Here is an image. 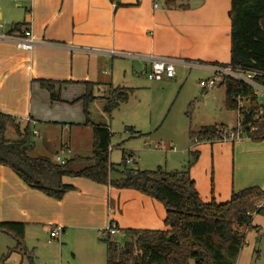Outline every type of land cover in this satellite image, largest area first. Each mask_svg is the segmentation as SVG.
Returning <instances> with one entry per match:
<instances>
[{
	"label": "crops",
	"instance_id": "0c3cea01",
	"mask_svg": "<svg viewBox=\"0 0 264 264\" xmlns=\"http://www.w3.org/2000/svg\"><path fill=\"white\" fill-rule=\"evenodd\" d=\"M17 7L23 10V15L19 13L20 18L15 19L9 14L5 24L12 25L2 33L18 35L30 26L39 44L28 51L18 48L12 41L0 40V111L29 122L36 136H41L37 126L44 129L50 142L55 140H52L54 138L48 131L65 124L62 131L68 128L70 142L61 143V150L73 148L75 157L92 154L89 153L90 148L93 150L89 131L93 134V130L85 125L82 116L76 121H68L56 114V110L69 105H81V101L77 100L87 92L85 82L92 84L94 93L98 90L99 93L95 95H100L110 86H121L116 85L114 80L110 82L108 78H100L96 74L99 59L108 58L113 62L117 57L94 51L113 49L154 54L199 61L209 66L230 62L231 2L229 10L226 4H217L213 0H178L172 6L167 4V0H19ZM2 15L4 18V13ZM18 23L23 24L21 31L11 33L13 26ZM0 28L5 27L0 25ZM118 58L131 62L132 70L135 71L132 62L135 60ZM147 69L148 65L145 64V71ZM145 71L135 72L146 77ZM124 73H127L126 70ZM177 76L162 81L147 78L155 83L153 86L147 84L148 88L161 92L177 84ZM42 79L65 82L61 92L63 101L51 100L49 91L40 84ZM101 87L104 88L101 90ZM67 124L72 126L67 127ZM221 124L234 125L226 122L210 125ZM75 130L87 134V147L73 141ZM131 133L132 137L138 135L133 131ZM250 140L260 141L249 138L234 142L194 141L196 147L188 148L192 155L198 154L195 164L200 158L199 147L209 145L208 148H211V181L199 175V166L194 165L190 171L204 201L208 202L214 196L216 201L226 202L234 191L254 185L264 190V153L256 152L248 156L240 153L242 147L250 144L239 143ZM219 143L232 144L225 148ZM231 150L230 158L224 155L225 152L231 153ZM57 154L59 152L54 157ZM63 158L68 160L72 157ZM134 159V163H137L135 156ZM87 164L80 162L77 166ZM115 175L119 177L117 173ZM63 182L72 185L73 189L62 199H55L29 187L10 167L2 165L0 221L25 223L26 230L43 227L47 231L49 228L50 233L59 226L64 237L70 240L75 236L85 239L89 232H99L111 221L117 224L121 234L128 228L167 229L164 223L166 210L161 202L151 196L134 189L99 184L84 177L65 176Z\"/></svg>",
	"mask_w": 264,
	"mask_h": 264
},
{
	"label": "trees",
	"instance_id": "16d2710c",
	"mask_svg": "<svg viewBox=\"0 0 264 264\" xmlns=\"http://www.w3.org/2000/svg\"><path fill=\"white\" fill-rule=\"evenodd\" d=\"M178 0H167L172 6ZM231 57L233 66L264 72V0H231ZM22 23L15 24L11 33L21 31ZM215 65H220L215 63ZM50 93L52 101H63L61 92L65 82L40 80ZM83 100L86 126L93 130V150L90 156L73 157L64 165L47 156H32L35 149L31 124L22 126L20 118L0 111V167H10L29 187L47 196L62 199L73 186L63 182L65 176L84 177L99 184L119 189H134L161 202L166 210L164 220L167 229L123 230L126 239L117 242L111 236L101 240L107 247V264H237L246 234L242 227L250 226L254 213L264 215V190L257 185L234 191L226 202L212 197L208 202L201 197L191 167L197 160L194 153L181 170L167 171L130 168L124 151L122 162L114 164L110 159L113 133L107 123H95L89 119L87 109L91 101L104 99V112L112 116L123 103L128 102L132 88L110 86L109 94L95 95L90 82ZM226 88V107L236 110L238 97H247L255 105L252 88L231 79L221 82ZM226 125L203 126L191 131L192 140H215L220 137L218 128ZM12 129L18 139L9 140L7 131ZM127 130L139 133L133 127ZM263 138H257L260 140ZM80 162H87L78 167ZM117 173L119 177L114 178ZM113 222V221H112ZM0 232L12 235L16 250L25 248L26 224L1 222Z\"/></svg>",
	"mask_w": 264,
	"mask_h": 264
},
{
	"label": "rangeland",
	"instance_id": "374dc122",
	"mask_svg": "<svg viewBox=\"0 0 264 264\" xmlns=\"http://www.w3.org/2000/svg\"><path fill=\"white\" fill-rule=\"evenodd\" d=\"M18 1L0 0V25L5 27L4 29L0 28L1 34L12 25L5 24V19L9 14L15 19L20 18L19 13L23 15V10L17 9ZM213 1L221 5L226 4V8L229 10L231 0ZM155 2L160 3L161 1ZM222 9L224 10V8ZM228 25H230L229 20ZM111 60L108 58L99 59L96 74L100 78H108L110 82L114 80L116 85L132 88L133 93H131L129 101L116 109L111 117L104 112V99L91 101L87 109L91 121L99 124L107 123L111 126L113 136L110 159L114 164L122 162V152L125 150L128 155L133 154L137 159L135 165L129 164L130 168L155 170L162 167L167 171L181 170L190 160H193V156L188 150L190 146L191 149L196 147L194 140L190 137L191 131H197L202 126L220 122L236 124L237 111L227 109L225 105V86L220 83L216 87L208 89L199 84L200 80L212 77L210 69L178 66L176 69L178 83L158 92L159 90L148 88L147 85L153 86L155 83L138 74L139 72L144 73L145 63L132 61L135 71H138L136 73L132 70L131 62L120 58H114L113 62ZM107 71H109L108 74ZM103 88L101 87V90ZM111 92L112 89L109 87L105 92L101 91V94ZM96 93H99L97 89ZM77 101H81L79 102L81 105L75 104L59 108L56 110V114L68 121H76L82 116L86 122L83 100L78 99ZM25 125L27 123L22 121V126ZM59 126L48 131V134L54 138L52 140H55L53 142H50V137L46 136L44 129L37 126L41 136H33L35 149L32 156H47L54 161L56 152L65 158L76 156L73 148L61 150V143L70 142V133L68 128L62 131V126H66L65 124ZM70 126L72 125L67 124V127ZM127 126H132L135 131L139 132L138 135L132 137ZM31 129L33 130V126ZM89 132H91L89 135L93 143L92 131ZM6 137L9 140L18 139L12 129L7 131ZM87 138V134L84 135L78 130L73 131V141H78L84 147H87L89 142ZM243 142L239 144L249 143L250 145L242 147L240 152L242 156L256 152L264 153V139ZM219 144V146L227 148L232 143ZM208 146H198L201 151L200 158L199 162L194 165L199 166V175L203 179L211 181L212 164L210 163L212 161L210 159H212V152ZM64 152H66L65 155ZM89 153H92L91 148ZM231 154L232 150L231 153L225 152L224 155L230 158ZM113 177L117 176L113 174ZM253 215V223L240 229L246 234V237L237 264H264V215H256V213ZM27 231L28 234H25L24 240L25 248L22 250H16L17 241L12 235L0 232V264H106V246L101 240L104 235L98 231L89 232L85 239L75 236L71 240L65 238L63 232L60 240L51 238L49 228L47 231L43 227L27 229ZM111 237L120 243L126 239L123 232Z\"/></svg>",
	"mask_w": 264,
	"mask_h": 264
},
{
	"label": "built area",
	"instance_id": "2783aa9c",
	"mask_svg": "<svg viewBox=\"0 0 264 264\" xmlns=\"http://www.w3.org/2000/svg\"><path fill=\"white\" fill-rule=\"evenodd\" d=\"M157 6V4H156ZM0 40H9L16 44L18 48L31 51L39 44V41L32 35L30 26L24 28L18 35L0 34ZM91 51V50H87ZM94 51V50H93ZM109 57H121L128 58L135 61H140L148 65V69L145 71L146 77L151 81L171 80L176 77V69L178 66L183 65L185 67H201L208 68L212 71V77L207 80L203 79L199 81V84L203 88H214L219 85L225 79H231L239 83L245 84L252 88L253 94L256 98L255 105L252 101L243 96L238 97L237 106V121L233 126H226L218 128L220 137L215 139L216 141H239L243 138L257 139L264 138V72L254 71L250 69H243L231 64L220 65H205L199 61H186L183 59H177L167 56H159L154 54H143L135 52H125L117 50L106 51H94ZM195 142H200L197 138ZM213 141V140H207ZM66 149V148H64ZM55 161L61 165H64L67 160L60 154L55 156ZM127 164H134L135 159L133 154H127ZM260 204L259 207H262ZM62 228L55 227L51 231V238H61ZM99 233L104 237L117 235L120 230L114 222H109L108 225L99 230Z\"/></svg>",
	"mask_w": 264,
	"mask_h": 264
}]
</instances>
